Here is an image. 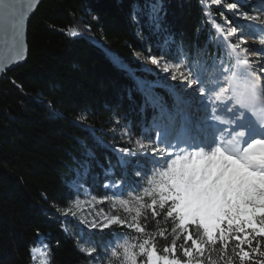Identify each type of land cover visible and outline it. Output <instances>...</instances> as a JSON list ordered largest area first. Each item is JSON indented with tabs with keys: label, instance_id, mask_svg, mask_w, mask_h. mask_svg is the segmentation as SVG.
<instances>
[{
	"label": "trees",
	"instance_id": "1",
	"mask_svg": "<svg viewBox=\"0 0 264 264\" xmlns=\"http://www.w3.org/2000/svg\"><path fill=\"white\" fill-rule=\"evenodd\" d=\"M248 1L229 0L250 14ZM157 2L43 0L31 17L28 58L0 80V264H34L30 250L39 245L50 249V264H107L80 250L89 246L82 233L96 242L101 257L109 242L128 238L138 243L154 236L160 254L171 258L162 252L173 238L171 218L166 223L163 214L152 217L151 209L141 210L147 216L146 221L140 218L145 233L126 224L88 229L63 214L76 200L89 197L108 215L128 222L139 207L129 192L144 181L136 175V163L122 166L121 161L153 165L147 154L130 157L120 150L140 153L133 142H154L151 120L164 130L177 110L173 94L138 58L146 46L152 56L166 53L170 64L183 59L182 68L201 74L206 83L220 76L222 61L225 67L235 61L217 34V25L227 32L218 10L214 5L210 13L205 9L209 0ZM154 3L160 10L159 26L148 15ZM249 24L258 25H244ZM257 28L248 37L255 39ZM69 29L80 34L71 36ZM107 183H122L121 193L105 189ZM121 199L129 200L132 212L124 210ZM164 229L167 239L157 235ZM176 243V256L186 260L179 247L184 241ZM234 244L226 253L218 247L211 252L213 264H228L230 256L233 264H240L232 255ZM208 258L206 252L205 264ZM258 259L264 258L253 254L244 264ZM145 260L137 256V264Z\"/></svg>",
	"mask_w": 264,
	"mask_h": 264
},
{
	"label": "snow or ice",
	"instance_id": "2",
	"mask_svg": "<svg viewBox=\"0 0 264 264\" xmlns=\"http://www.w3.org/2000/svg\"><path fill=\"white\" fill-rule=\"evenodd\" d=\"M221 2L222 0L206 2V11L210 13L212 5H220ZM38 3L39 0H0V43L11 34L10 55L7 57L9 62H19L25 58L26 21ZM226 6L238 12L245 21H260L258 16L239 12L237 3H228ZM148 15L153 24L159 26L160 10L155 3ZM216 27L218 36L222 37L236 60L231 67L223 66L222 61L220 76L214 80L206 83L201 74H194L191 69H188V75L185 76L181 71L182 67H185V61L181 59L178 63L169 64L163 61L166 53H162L159 60L152 57L151 62L158 67L164 62L162 71L170 72L172 79L179 75L181 79L187 80L186 86L189 88L193 83L198 85V91L203 98L201 105L205 110L203 120L218 121L226 127H217L219 137L214 133L210 138L201 135L199 142H195L196 137L192 136L191 143L180 137L173 143L168 138V133H164L159 140V144L164 147H159L158 144L151 150V168L146 164L140 166L132 160H122V166L136 163L139 169L136 175L141 176L144 181L143 187L133 188L129 192V196L139 207L134 210L131 222L119 215H112L106 216L103 223L94 220L89 225L92 229L103 230L113 224H126L137 233H145L146 228L140 218L143 215L146 221L147 216L141 210L151 209L152 217L163 214L166 223L171 218L173 238L170 245L162 248V252L170 253L171 258L169 255L160 254L154 236H148L138 243H131L128 238L123 242H109L104 248V256L101 257L96 242L82 233L81 238L89 246L81 245L80 250L94 260H106L107 264H113V261L115 264H137L139 255L146 257L141 264H205L207 252L208 264H213L210 259L211 252L216 251L218 247L220 252L226 253L232 241H235L232 255L238 258L240 264L252 261L253 254L264 258V250H261V242L264 241V78L258 74L255 67L260 64V71H264V21L255 26L249 24L231 27L226 34L224 28L218 25ZM256 27L259 28L256 36L260 48L249 46L245 39V34L255 31ZM79 34L77 30L69 29V35ZM232 38L235 43H232ZM250 56H256L257 59L250 60ZM4 63L5 57L0 50V71L5 70ZM221 78L227 82L228 87L223 86ZM205 100L209 104H205ZM233 100L239 107L229 106ZM184 102L190 104V101ZM249 111L252 117H255L257 112L260 113L258 123L247 115ZM229 113L230 118H222L221 114L227 116ZM169 119L175 120V116L170 114ZM192 124L191 117H185L181 135L193 130L197 133L205 131L199 125H195L194 129L190 128L189 125ZM137 143L141 149L140 153L128 148L120 151L130 157L146 154L148 149L145 145L139 141ZM145 197L150 198V203L144 202ZM119 204L125 211H133L129 207V200L121 199ZM63 214L75 215L71 209H66ZM166 231L167 229L160 230L157 235L167 239ZM180 239L184 241L179 247L182 257H186V260L176 256V241ZM188 241L191 242L190 245L187 244ZM136 248L139 249L138 252L134 251ZM37 251L44 257L42 264H50V249L47 245L30 250L33 260ZM228 264H233L231 256ZM255 264H264V259L256 260Z\"/></svg>",
	"mask_w": 264,
	"mask_h": 264
},
{
	"label": "rangeland",
	"instance_id": "3",
	"mask_svg": "<svg viewBox=\"0 0 264 264\" xmlns=\"http://www.w3.org/2000/svg\"><path fill=\"white\" fill-rule=\"evenodd\" d=\"M208 1V0H207ZM210 1V0H209ZM250 5V14L249 15H255L260 17V21H264V0H249ZM160 2L156 3L158 5ZM230 3L229 0H222L220 5H214L215 8L218 10L219 16L222 18L223 23L225 25V28L228 30L231 27H237L239 25H244L246 21L241 17L238 12H234L233 10H230L227 8V4ZM239 12H246L243 8L238 6ZM260 21H257L256 23L260 24ZM259 31V28L257 29ZM237 32L239 34V28H237ZM245 39L247 40V44L249 46H252L254 48H260L261 46L259 45L258 38L252 39L248 37L247 34H245ZM234 42L235 39H234ZM145 53L143 54H138L139 60L143 64V68L151 73L154 77H160L159 80V85L163 88H167L169 91H171L174 95V103L176 105V115L175 120H172L170 122V125L167 127V129L162 130L161 125L154 124L150 125L149 130L152 132L154 135V142L150 144H146L144 141H139L136 140L134 145L136 147H140L139 144L137 143L138 141L140 144L145 145V147L148 149V152L146 153L149 157L151 155V150L153 147H156L159 144V140L162 137L164 133H168V138L176 143V138L180 137L181 139H185V136L187 134L181 135V132L179 135L174 138V134L177 133V127L182 128V126L185 124V117H191V120L193 122L192 125H189L190 128L194 129L195 125H199L205 129L204 132L201 133H196L198 134V140H195V142H199V138L201 135L205 136L206 132H212L216 135V137H219L220 133L217 131L218 128H225L226 125L220 124L218 121L214 120H207L204 121L203 117L205 116V110L201 105V100L203 99L198 91V85L193 83L192 87L189 88L187 87V80H183L180 78L179 75H177L176 79H172V75L170 72H164L162 71V68L164 67V62L161 63V65L158 67L157 65L153 64L151 62L152 57L157 58L158 60L162 58V56H152V53L150 49L146 46L145 47ZM250 60H256V56H250ZM163 61H166L167 63L168 60L163 57ZM170 64V63H169ZM258 74L264 78V71H260L261 65L257 64L255 65ZM181 71L184 72V75H188V70L185 68H182ZM194 79V76H193ZM222 79V78H221ZM181 85V86H178ZM227 84V82H226ZM224 87H228V84L225 85ZM190 101V104H186L184 101ZM205 104H209L208 101H204ZM235 105L236 107H239V105L236 103L235 100L231 101L229 106ZM210 107L208 111L210 112ZM258 113V112H257ZM222 118L227 120L230 118L231 114L229 113L227 116H223ZM247 115L252 118L254 121H256V118L251 116V111L247 113ZM234 128L235 125H232ZM195 131V130H194ZM192 137V136H191ZM210 138V137H208ZM193 142V140L191 141ZM189 142V143H191ZM183 146V145H182ZM159 147H164L163 144H159ZM105 189H109L111 192H121V186L119 184H106ZM98 200H95L93 198H85V199H78L75 202L71 204V211L75 213V215L68 214L70 216L76 217L82 224L85 225L88 229H92L89 227V225L95 220L97 222L103 223L104 218L106 216L110 217L107 212H105L103 209L98 207ZM99 229V228H96ZM43 245H39L36 248H41ZM44 257L41 255L40 251H37L35 253V260H33L34 264H42Z\"/></svg>",
	"mask_w": 264,
	"mask_h": 264
},
{
	"label": "water",
	"instance_id": "4",
	"mask_svg": "<svg viewBox=\"0 0 264 264\" xmlns=\"http://www.w3.org/2000/svg\"><path fill=\"white\" fill-rule=\"evenodd\" d=\"M42 1L43 0H39V3L34 6L33 10H31L30 15L28 16L27 21H26V27H25V31H24V54H25V58L19 62H15V61L9 62L8 61L7 57H8V55H10L9 47L11 46V43H12L11 34H9L7 39H5L2 43H0V50L3 51L4 57H5V63H4L5 70L0 71V80L9 71H11L12 69H14V68H16V67H18V66H20L26 62V60L28 58V53H29V47H28V41H27L29 21H30L31 17L33 16L34 12L36 11V9L38 8L39 4Z\"/></svg>",
	"mask_w": 264,
	"mask_h": 264
},
{
	"label": "bare ground",
	"instance_id": "5",
	"mask_svg": "<svg viewBox=\"0 0 264 264\" xmlns=\"http://www.w3.org/2000/svg\"><path fill=\"white\" fill-rule=\"evenodd\" d=\"M122 65V64H121ZM259 119H260V113L258 112L257 115H256V122L258 123L259 122ZM197 132L196 131H192L191 133H188L187 136H185V140H188V141H192V139L189 137V136H195L196 139H198V134H196ZM213 133L212 132H207L206 133V137H211Z\"/></svg>",
	"mask_w": 264,
	"mask_h": 264
}]
</instances>
